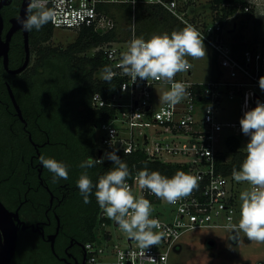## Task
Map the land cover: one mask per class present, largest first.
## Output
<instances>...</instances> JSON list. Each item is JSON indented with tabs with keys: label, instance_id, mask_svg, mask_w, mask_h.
Listing matches in <instances>:
<instances>
[{
	"label": "built area",
	"instance_id": "2783aa9c",
	"mask_svg": "<svg viewBox=\"0 0 264 264\" xmlns=\"http://www.w3.org/2000/svg\"><path fill=\"white\" fill-rule=\"evenodd\" d=\"M117 4H127L133 11L142 4L164 8L186 26L195 27L215 55L212 76L205 81L184 75V72L191 74L192 67L176 74L174 80L185 84L187 95L170 106L155 98L158 89L170 90L169 83L139 78L133 82L118 67L121 53L127 51L134 33L129 40L111 41L93 49L103 53L115 73L112 80L117 82L112 93L92 95L93 108L105 109L107 116L96 126L98 150L103 155L110 150H141L149 160L187 166L188 174L198 177V183L188 196L170 204L150 190L141 189L136 172L126 182L134 196L142 195L151 202L150 218L162 225L154 231L165 232L161 243L146 249L142 257L134 240L127 237L125 245L114 242L107 227L118 224L101 209L97 238L85 242L86 264H149L147 257L154 259L155 264H169V252L185 231L197 227L226 228L229 217L231 223L238 224V183L232 174L219 171L218 166L231 159L228 139L246 137L239 124L244 112L254 108L257 100L264 103V91L258 84L264 76V42L249 40L244 47L238 45L231 36L227 37L230 29L226 30L235 16L222 21L221 11L211 7L209 12L200 11L199 0H135L134 4L131 0H49L48 7L58 13L50 23L54 29L79 32L90 27L106 32L116 26V21L105 7ZM243 11L250 12L251 5L246 3ZM227 101L239 104L237 121L224 123L219 119ZM221 155L224 160H219ZM176 157L180 159L171 160Z\"/></svg>",
	"mask_w": 264,
	"mask_h": 264
},
{
	"label": "trees",
	"instance_id": "16d2710c",
	"mask_svg": "<svg viewBox=\"0 0 264 264\" xmlns=\"http://www.w3.org/2000/svg\"><path fill=\"white\" fill-rule=\"evenodd\" d=\"M245 4L244 0H210L209 4L213 9L222 12L220 16L222 21H226L231 16L237 17L236 13L239 10L245 15V20H241L239 25L240 31L233 30V39L242 47L249 40L264 42V22L255 17L251 11L244 12ZM105 8L115 18L116 26L102 33L90 27L83 28L78 32L75 41L66 47L42 44L41 41H49L54 33L50 22L39 31L32 30L34 38L32 41L37 47L36 67L27 78L30 84L24 92L23 99L26 112L27 110L38 112L40 114L38 126L50 133L53 145L45 150L47 156L68 165V179H59L53 183L54 191L61 183L67 189V197L58 209L61 225L64 227L66 222L72 226L71 228L78 229L85 242L97 238L101 224L99 218L101 208L95 197V187L89 195L90 202H84L76 182L85 169H81L79 165L90 156L99 159L96 126L100 121L107 119L105 109L93 108L91 99L95 92L108 95L117 88V82L113 80L106 82L102 78L103 68L106 65L109 66L103 53L90 51L103 43L129 40L133 33L136 37L148 40L153 34H170L172 31H180L186 27L162 7L142 4L133 11L127 4H117L107 5ZM124 8L133 23L128 30L129 33L121 35L115 13L117 9ZM249 20L253 26V36L247 40L241 31ZM35 82L40 85H34ZM33 138L38 140L36 133ZM227 145L231 159L227 163L219 164L218 170L225 174H232L234 168L239 170L246 157V151L241 150V140L237 137H230ZM116 154L128 165L130 172L128 179H131L136 172L143 170L145 166L149 172L158 171L168 178L175 175L178 170L188 174L187 166L149 160L141 150L135 152L119 150ZM219 160H224V157L221 155ZM113 167V162L105 159L102 164H97L86 171L95 185L99 177ZM38 205L43 203L39 201ZM109 221L107 219V222ZM40 239L46 243L48 253L46 254L44 248L39 245L32 246L27 261L23 260L24 264H31L30 262L49 264V256L54 258L50 244L41 237Z\"/></svg>",
	"mask_w": 264,
	"mask_h": 264
},
{
	"label": "clouds",
	"instance_id": "9594fccd",
	"mask_svg": "<svg viewBox=\"0 0 264 264\" xmlns=\"http://www.w3.org/2000/svg\"><path fill=\"white\" fill-rule=\"evenodd\" d=\"M131 3L134 4L135 0H131ZM48 4L49 0H28L26 16L17 18L24 31H39L56 19V9L49 8ZM203 39L192 25L170 34H153L148 40L134 36L127 51L121 53L118 67L122 69L123 74L131 77L133 82L139 78L169 83L170 90L165 91L159 99L170 106L175 105L185 98L187 91L185 84L175 81L174 77L178 72L187 71L192 67L186 57L202 59L206 56ZM114 76L111 66L106 65L102 78L111 82ZM258 84L264 91V76L259 78ZM239 124L241 132L248 136L249 140L245 147L246 157L239 170L233 169L232 176L237 182H247L251 189L240 193L238 224L231 223L232 218L229 217L225 227L237 233L242 231L249 240L264 242V103L257 100L254 108L244 112ZM105 159L112 161L114 167L100 176L94 185L86 169L102 164ZM39 161L53 174V183L59 179H68V165L44 155H40ZM79 167L85 169L76 182L84 202H90L89 195L95 187V197L100 208L109 219L118 224L128 238L136 242L140 255L145 257L146 249L159 244L165 232L154 231L161 229L162 225L159 220L150 218L151 202L142 195L136 197L132 194L126 182L130 176L128 165L116 154V150H113L105 152L99 159L90 156L82 161ZM136 179L141 189L150 190L156 197L170 204L188 196L198 183V177L183 171L178 170L168 178L158 171L149 172L146 166L137 173ZM120 259L123 260V253L120 254ZM147 260L149 264H155L151 257H147Z\"/></svg>",
	"mask_w": 264,
	"mask_h": 264
},
{
	"label": "flooded vegetation",
	"instance_id": "af4514ba",
	"mask_svg": "<svg viewBox=\"0 0 264 264\" xmlns=\"http://www.w3.org/2000/svg\"><path fill=\"white\" fill-rule=\"evenodd\" d=\"M23 2L0 0V201L10 211L18 210L21 221L29 226L21 229L23 224L15 218L20 226L18 241L21 234L34 232L50 244L47 236L56 232L58 209L67 197V189L61 183L56 191L53 190V174L39 161L40 155L49 158L45 150L53 141L49 131L38 126L40 114L26 112L24 107V92L30 84L27 78L36 67L37 47L32 41L33 32L24 31L17 22L18 17L24 18ZM26 37L29 62L23 66ZM41 42L45 45L48 41ZM35 133L38 140L33 138ZM39 201L43 205H38ZM33 225H39V229L34 231ZM0 234L1 254L4 244L1 224ZM51 252L60 264H86L87 261L84 237L76 228L61 225L55 252L52 249ZM16 253L17 248L9 264H24L23 260L18 263Z\"/></svg>",
	"mask_w": 264,
	"mask_h": 264
},
{
	"label": "rangeland",
	"instance_id": "374dc122",
	"mask_svg": "<svg viewBox=\"0 0 264 264\" xmlns=\"http://www.w3.org/2000/svg\"><path fill=\"white\" fill-rule=\"evenodd\" d=\"M199 10L209 12L212 8L210 0H199ZM211 7V8H210ZM117 22L121 35L129 33L131 28V19L127 11L124 9H117ZM233 20L237 21L240 25L241 20H245V15L239 13ZM232 20V21H233ZM237 26V30L239 29ZM233 27V22L226 25V30ZM248 34L249 30H244ZM78 32L71 29H54L51 39L45 44L52 47H66L69 43L75 41ZM231 34H227V37ZM204 43V42H203ZM206 56L202 59H193L186 57L188 62L192 65L191 74L184 72V75L189 79L205 81L212 75V68L216 65L215 55L212 49L206 44ZM94 53L93 50L90 51ZM166 91V89H158L155 93V98L159 97ZM240 118L239 104L237 101H227L224 105L223 111L219 114V119L226 122H234ZM241 150L246 151L245 147L249 137H242ZM230 156V154L228 153ZM179 157L171 158V160H179ZM237 205L238 216L237 222L240 219V193L245 190H250L251 185L247 182H237ZM72 226L65 222L64 228H71ZM112 235L114 242H119L121 245L127 243V235L121 231L119 226L113 224L107 227ZM161 243V240L160 242ZM41 246L47 251V245L44 243L40 236L34 232L23 233L19 237L16 259L27 261L31 247ZM49 256V255H48ZM32 259V258H31ZM23 263V262H22ZM33 264V262H30ZM34 264H36L34 262ZM49 264H60L55 258L49 256ZM169 264H264V242H257L249 240L242 231L238 233L234 230H229L223 227H197L182 233L177 240L174 247L169 252Z\"/></svg>",
	"mask_w": 264,
	"mask_h": 264
},
{
	"label": "water",
	"instance_id": "95a60500",
	"mask_svg": "<svg viewBox=\"0 0 264 264\" xmlns=\"http://www.w3.org/2000/svg\"><path fill=\"white\" fill-rule=\"evenodd\" d=\"M28 0H24L23 2V15L26 16L25 9L27 8ZM29 62V44H28V37H26V60L23 66H26ZM19 112L20 109H19ZM102 151L98 152V157L102 156ZM15 218H17L18 223L23 224L21 229H26L29 227L23 221H21L19 217V211H10L1 201H0V224L3 227V234H4V244L0 254V264H9L16 252L17 244H18V231L20 226L16 224ZM57 229L56 232L47 236V240L50 242V246L53 252H55V240L56 236L59 232V228L61 226L60 217L57 216ZM33 230L36 231L39 229V225H33ZM43 233V231H42ZM44 234V233H43Z\"/></svg>",
	"mask_w": 264,
	"mask_h": 264
},
{
	"label": "crops",
	"instance_id": "0c3cea01",
	"mask_svg": "<svg viewBox=\"0 0 264 264\" xmlns=\"http://www.w3.org/2000/svg\"><path fill=\"white\" fill-rule=\"evenodd\" d=\"M244 1H246L247 4H250L251 5V12H252V14L255 17H258V18L262 19L263 22H264V0H244ZM237 16H238V14H237ZM234 18H236V17H234ZM232 22H233V27L230 29V34H231V37L233 38V34H234V31L233 30H237V26L239 24L235 20H233ZM244 30H249L248 34H246V32ZM239 31L240 30L238 29L237 32H239ZM252 32H253V26H252L251 21L250 20L249 21H246V26L241 31L243 37L246 38L247 40H249L251 38V36H253V33ZM99 151L100 150H98V142H97V153ZM102 154H103V152H102Z\"/></svg>",
	"mask_w": 264,
	"mask_h": 264
}]
</instances>
